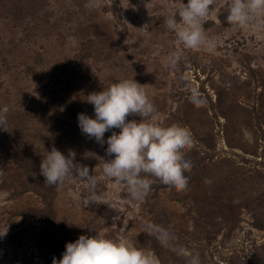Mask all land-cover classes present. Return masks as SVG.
I'll return each mask as SVG.
<instances>
[{
	"label": "rangeland",
	"instance_id": "rangeland-1",
	"mask_svg": "<svg viewBox=\"0 0 264 264\" xmlns=\"http://www.w3.org/2000/svg\"><path fill=\"white\" fill-rule=\"evenodd\" d=\"M147 2L0 0V109H9L7 126L0 128V264L22 259L26 248L20 250L22 239L13 235L21 227L28 228L27 248L38 245L25 264H50L60 245L92 231L126 235L157 253L160 264H188L191 255L201 264L264 263V30L225 25V0H217L204 23L216 50L181 49L165 25L171 0H150L145 7ZM173 50L181 51L175 70L164 67ZM235 72L239 78L231 83L237 80L242 89L218 85ZM132 78L147 85L162 124L185 126L194 139L185 153L193 165L185 173L187 189L152 178L156 187L143 202L131 200L126 185L102 178L98 157L108 158L107 145L83 135L77 119L79 113L94 118L93 106L84 102L89 93ZM190 86L206 104L184 111L177 104L182 95L190 97ZM179 88L172 104L154 101ZM53 145L65 155L73 150L99 177L96 192L104 199L84 203L88 189L75 177L60 190L44 183L40 163ZM145 223L167 230L169 246ZM28 230L49 233L42 255L43 237ZM181 247L183 255L174 250Z\"/></svg>",
	"mask_w": 264,
	"mask_h": 264
},
{
	"label": "clouds",
	"instance_id": "clouds-1",
	"mask_svg": "<svg viewBox=\"0 0 264 264\" xmlns=\"http://www.w3.org/2000/svg\"><path fill=\"white\" fill-rule=\"evenodd\" d=\"M173 11L165 19L167 29L176 38L181 49L203 50L213 53L217 40L210 37L204 23L214 13L217 0H171ZM150 3L147 2L146 7ZM227 21L241 30H264V0H225ZM181 60V51L173 50L166 58L164 67L175 70ZM132 79H120L110 83L99 92H91L84 102L93 106L94 118L78 114V127L89 140L103 147L107 145V159L102 162V178L123 184L131 200L143 202L154 182L177 191L187 189L189 179L185 175L193 165L185 159V153L194 144L191 131L178 123L165 125L155 104L149 99L145 88ZM191 103L197 107L206 100L195 87L190 86ZM9 109H0V128L7 126ZM138 117L131 119L128 117ZM118 129L117 131H112ZM111 135L105 140V133ZM46 151V150H45ZM39 174L44 183L62 189L66 180L75 177L87 187L89 196L84 203L104 199L96 192L99 177L89 167L76 160V153L68 150L63 154L54 145L41 159ZM145 229L155 234L162 246H169L173 239L167 230L145 223ZM183 255L184 249H174ZM52 264H160L159 258L150 250L139 246L126 235L108 238L103 232L81 235L75 242L65 245L59 260L53 257ZM188 264H201L198 255H191Z\"/></svg>",
	"mask_w": 264,
	"mask_h": 264
},
{
	"label": "bare ground",
	"instance_id": "bare-ground-1",
	"mask_svg": "<svg viewBox=\"0 0 264 264\" xmlns=\"http://www.w3.org/2000/svg\"><path fill=\"white\" fill-rule=\"evenodd\" d=\"M150 24V23H149ZM154 30V29H153ZM161 52V51H160ZM123 61V60H122ZM127 62V61H126ZM122 63V62H121ZM120 64V63H119ZM125 64V63H124ZM234 76L231 78V77H228L229 78V81H228V79H226V78H223V81L221 82V81H219V79L217 80V83H218V85L221 87V88H223L224 90H226V91H229V92H232L233 90H232V87H234L235 88V90H239V89H242V85H239L238 84V81L236 80V84L235 83H233V81H232V83H231V79H234V78H236V76L239 78V73H234L233 74ZM222 77H225V76H223L222 75ZM227 77V76H226ZM159 80H160V82H159ZM158 80V82H159V85L157 86V88H159V87H162L161 86V82H163V80H161V79H159ZM146 81V80H145ZM95 82V81H94ZM226 83H230V85H227ZM99 84H100V82H99ZM217 85V84H216ZM230 86V87H229ZM205 91V90H204ZM150 92H153V88L150 90ZM233 92H235V91H233ZM175 93H178L179 95H180V93H181V90H180V88L179 89H177V92H172V93H170V94H163V95H161L160 97H158V98H156L155 96H153V98H154V101L157 103V105H159L160 103H166V104H172V102H173V94H175ZM0 97H2V96H0ZM182 97H185L184 99H183V101L182 102H180L179 104H177V106H181L182 108H183V110L184 111H187V109H189L191 106H194V104L193 103H191V101H190V99H189V97L187 96V94H185V95H182L180 98H182ZM3 98V97H2ZM4 101V100H3ZM181 115V114H180ZM48 136V135H47ZM41 145V144H40ZM198 145V144H197ZM205 145V144H204ZM38 148V147H37ZM28 151V150H27ZM26 151V152H27ZM63 151V150H62ZM33 152V151H32ZM28 153V152H27ZM34 153V152H33ZM29 154V153H28ZM31 155H33V154H31ZM29 156V155H28ZM31 158V157H30ZM18 160H20V159H18ZM26 162V161H25ZM30 168V167H29ZM30 171V170H29ZM40 171V170H39ZM32 173V172H31ZM39 173V172H38ZM29 174V173H28ZM36 174V173H35ZM32 176V175H31ZM35 177H37V176H35ZM25 184V183H24ZM32 187V186H31ZM28 188H30V187H28ZM27 189V188H26ZM25 189V190H26ZM24 191V190H23ZM32 197V196H31ZM27 199H30L29 197L27 198ZM27 202V201H26ZM25 203V202H24ZM26 204V203H25ZM34 204V203H33ZM37 206V205H36ZM19 207V206H18ZM32 209H33V211H34V214L35 215H37L36 214V210H35V208H34V205H32V207H31ZM22 209V208H21ZM175 211V210H174ZM22 213V212H21ZM24 213V212H23ZM28 213H31L30 212V210H29V208H28ZM15 214V213H14ZM196 214V213H195ZM175 215V214H174ZM28 228L27 227H21L20 228V231H18V232H16V231H14V233H13V235L14 236H18L19 238H21L22 239V243L21 244H19V246H18V248L20 249V250H22V249H24V248H26V251H25V253L22 255V259H23V261H22V259L20 260V261H18L17 263L15 262L14 264H25L24 263V261H26V260H30L31 258H32V253L33 252H38L37 251V244H34V247L32 248V249H30V248H27V246L25 245V243L27 242V239H28V236L26 235V233H25V231L27 230ZM28 233H30V234H33V235H35V236H38V237H43V240H44V243L43 244H41V245H39V249H40V251L39 252H41V255H42V246L43 245H45L46 246V241L47 240H49L48 238V233L47 234H44V232H42V233H38V234H35V233H33L32 231H30V230H28L27 231ZM139 232V231H138ZM148 235V234H147ZM52 237V236H51ZM53 239V238H52ZM17 240V239H16ZM19 240V239H18ZM8 243V242H7ZM50 244V243H49ZM56 245V244H55ZM50 246V245H49ZM63 246L64 245H60V255H59V257H58V259L57 260H59L60 258H61V256H62V252L63 251H65V248H63ZM51 248V247H50ZM151 248V247H150ZM152 249H154V248H152ZM51 250V249H50ZM32 251V252H31ZM53 251V250H52ZM46 252V251H45ZM51 252V251H50ZM155 253V252H154ZM157 254V253H156ZM51 255V254H50ZM49 256V255H48ZM11 258V257H10ZM13 258H14V256H13ZM47 258V257H46ZM159 258V257H158ZM15 259V258H14ZM31 261V260H30ZM26 264H27V262H26ZM264 264V263H263Z\"/></svg>",
	"mask_w": 264,
	"mask_h": 264
},
{
	"label": "trees",
	"instance_id": "trees-1",
	"mask_svg": "<svg viewBox=\"0 0 264 264\" xmlns=\"http://www.w3.org/2000/svg\"><path fill=\"white\" fill-rule=\"evenodd\" d=\"M222 22H223L225 25H231V24L227 21V18L225 19V18L222 17ZM152 186L156 187V185H154V184H152L151 187H152Z\"/></svg>",
	"mask_w": 264,
	"mask_h": 264
},
{
	"label": "crops",
	"instance_id": "crops-1",
	"mask_svg": "<svg viewBox=\"0 0 264 264\" xmlns=\"http://www.w3.org/2000/svg\"><path fill=\"white\" fill-rule=\"evenodd\" d=\"M47 235L49 237V233ZM92 235H95V231H92ZM50 264H52V262H50Z\"/></svg>",
	"mask_w": 264,
	"mask_h": 264
}]
</instances>
